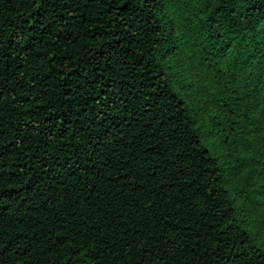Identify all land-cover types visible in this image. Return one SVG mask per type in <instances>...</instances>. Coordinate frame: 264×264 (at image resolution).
<instances>
[{
  "label": "trees",
  "instance_id": "16d2710c",
  "mask_svg": "<svg viewBox=\"0 0 264 264\" xmlns=\"http://www.w3.org/2000/svg\"><path fill=\"white\" fill-rule=\"evenodd\" d=\"M0 264H264V0H0Z\"/></svg>",
  "mask_w": 264,
  "mask_h": 264
},
{
  "label": "rangeland",
  "instance_id": "374dc122",
  "mask_svg": "<svg viewBox=\"0 0 264 264\" xmlns=\"http://www.w3.org/2000/svg\"><path fill=\"white\" fill-rule=\"evenodd\" d=\"M210 143V142H209Z\"/></svg>",
  "mask_w": 264,
  "mask_h": 264
}]
</instances>
